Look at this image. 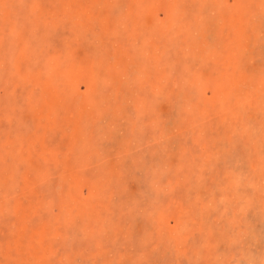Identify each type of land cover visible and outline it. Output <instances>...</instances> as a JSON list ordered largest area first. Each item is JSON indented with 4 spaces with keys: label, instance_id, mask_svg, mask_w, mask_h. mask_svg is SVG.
I'll use <instances>...</instances> for the list:
<instances>
[{
    "label": "rangeland",
    "instance_id": "1",
    "mask_svg": "<svg viewBox=\"0 0 264 264\" xmlns=\"http://www.w3.org/2000/svg\"><path fill=\"white\" fill-rule=\"evenodd\" d=\"M0 264H264V0H0Z\"/></svg>",
    "mask_w": 264,
    "mask_h": 264
}]
</instances>
